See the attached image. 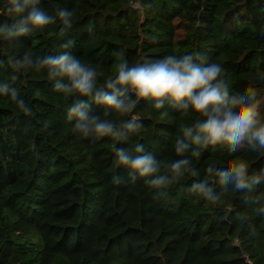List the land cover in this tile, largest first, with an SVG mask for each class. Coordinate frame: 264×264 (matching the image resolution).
<instances>
[{"label":"trees","instance_id":"16d2710c","mask_svg":"<svg viewBox=\"0 0 264 264\" xmlns=\"http://www.w3.org/2000/svg\"><path fill=\"white\" fill-rule=\"evenodd\" d=\"M5 7L0 0V24H11ZM60 9L72 11L71 29L57 17ZM43 10L54 17L44 29L15 42L0 38V81L14 86L31 109L25 113L0 96V264H249L244 253L250 264H264V216L254 211L264 207V184L238 192L206 171L243 160L260 176L264 149L253 151L246 141L201 148L191 158L195 174L157 190L118 166L117 149L144 144L166 166L180 158L174 145L183 127L203 117L167 102L157 110L143 99L121 117L85 98L101 120L140 125L124 142L84 138L68 115L75 97L56 91L46 71L26 66L29 59L35 64L71 51L97 70L104 87L121 61L134 66L192 54L222 64L230 94L251 88L258 105L264 0H47ZM65 42L72 47L64 49ZM259 111L264 115V106ZM199 181L218 199L195 191Z\"/></svg>","mask_w":264,"mask_h":264},{"label":"clouds","instance_id":"9594fccd","mask_svg":"<svg viewBox=\"0 0 264 264\" xmlns=\"http://www.w3.org/2000/svg\"><path fill=\"white\" fill-rule=\"evenodd\" d=\"M40 3L41 0H6L4 11L14 19L11 24H0V38L15 42L53 23L54 17L42 10ZM57 17L65 29L72 28V11L60 9ZM62 47L69 49L72 45L65 42ZM26 66H33L38 72L46 71L56 91L75 97L68 115L75 121L74 131L84 138L112 137L124 142L140 125L135 119L127 120L120 127L111 120H101L91 114L90 103L85 98L105 105L106 110H114L121 117L131 113L141 99L149 101L157 110L164 109L167 102L177 105L181 111L203 117L202 121L183 127L182 137L174 145L175 154L180 158L166 166L148 153L144 144H136L132 151L117 149L118 166L148 178L147 183L157 190L187 172L195 174L191 158H199L201 148L226 143L236 146L246 141L253 151L264 149V115L255 103V91L245 87L235 95L230 94L227 75L220 63L201 62L199 56L192 54L168 55L134 66L121 61L116 65L115 79L107 81L104 87H98L97 70L81 62L71 51L42 57L35 64L29 59ZM0 96L10 97L25 113L31 111L9 82L0 81ZM206 171L210 177H219L226 188L238 192H252L264 184V174L251 175L243 160L226 162L222 167L209 166ZM192 188L208 199H218L203 181L194 183ZM246 201L252 205L260 203L247 197ZM254 211L264 216V207L257 206Z\"/></svg>","mask_w":264,"mask_h":264},{"label":"rangeland","instance_id":"374dc122","mask_svg":"<svg viewBox=\"0 0 264 264\" xmlns=\"http://www.w3.org/2000/svg\"><path fill=\"white\" fill-rule=\"evenodd\" d=\"M46 2H47V0H41V3L39 6L41 7L42 10L44 9ZM258 102H259V104L261 103V105L264 106V95L260 96ZM259 104H258V108L260 109V108H262V106H260Z\"/></svg>","mask_w":264,"mask_h":264},{"label":"built area","instance_id":"2783aa9c","mask_svg":"<svg viewBox=\"0 0 264 264\" xmlns=\"http://www.w3.org/2000/svg\"><path fill=\"white\" fill-rule=\"evenodd\" d=\"M237 244H238V243H236V245H237ZM243 258H244V260H245L246 263H249V264H250L249 256H248L246 253L243 254Z\"/></svg>","mask_w":264,"mask_h":264}]
</instances>
